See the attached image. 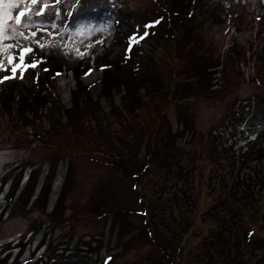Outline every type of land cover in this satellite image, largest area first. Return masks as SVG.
<instances>
[{
  "label": "rangeland",
  "instance_id": "374dc122",
  "mask_svg": "<svg viewBox=\"0 0 264 264\" xmlns=\"http://www.w3.org/2000/svg\"><path fill=\"white\" fill-rule=\"evenodd\" d=\"M171 1L2 0L0 47L21 43L49 54L70 53L73 62L89 64L82 81L96 97L101 83V71L93 65L96 42L111 40L115 18L122 16L125 28L131 22L142 24L159 17L161 6ZM185 2L193 17L185 21L180 54L177 39L157 30L137 38L128 51L131 74L124 104H131L124 112L138 109L144 100L138 117L130 120L137 119L134 125L145 143H153L142 152L144 168L135 180L119 178L104 161L99 163V152L109 142L98 150L80 123L67 125L56 108L38 119L0 112V264H166L161 244L174 253L175 264H264V247L259 258L242 248L244 231L264 237V196L246 198L240 187L241 197L229 198L225 190L237 172L229 159L264 141V63L251 56H264V0ZM18 9H27L31 17L19 25L14 20ZM38 10L45 14L36 15ZM205 54L211 59L205 65L207 87L199 94H183L179 86L172 97L174 67ZM145 76L150 80L146 89ZM75 85L72 70L65 67L56 78L58 103L70 106ZM230 113L232 126L221 130ZM248 166H236L242 177L250 175ZM68 172L66 211L53 228L51 221L60 217L48 212ZM99 185L107 186L96 207L91 194ZM10 194L13 201L6 207ZM233 208L242 211L235 223L229 217ZM145 222L159 242L140 241L139 226Z\"/></svg>",
  "mask_w": 264,
  "mask_h": 264
},
{
  "label": "trees",
  "instance_id": "16d2710c",
  "mask_svg": "<svg viewBox=\"0 0 264 264\" xmlns=\"http://www.w3.org/2000/svg\"><path fill=\"white\" fill-rule=\"evenodd\" d=\"M187 3L185 0H176V2L172 0L170 4L161 6L163 13L159 17L145 21L142 24L131 22L127 25V28H125L126 22H123L124 18L122 16L115 18L116 28H113L110 34L111 40L106 38L102 42L97 41L94 48L95 59L93 65L101 71V83L96 97L92 96L89 88L82 81V76L89 64L86 63L85 67L80 62H73L69 58L73 56L67 57L70 53H67V55L49 54L45 49L38 50L36 46L30 53H21V49H25V45L21 43H16L7 48L6 46L0 47V57L3 58H0V112L14 114L20 118L31 116L34 119H38L47 115L52 108H56L67 125L70 126L72 125L71 123L78 121L85 130L87 140L99 144L98 150L102 147L103 142H109V145H106V149L99 152L102 157V159H98L99 163L104 161L102 165L112 168L119 178L135 180L133 177L144 168V161L141 160L142 152L145 149L149 151L153 143H145L144 136L139 132V128L137 130L134 125L137 119L134 122L130 120V117H138V112L142 108L141 104L144 100H139L138 109L134 111L128 110L130 112L127 113L124 112V109L130 107L131 104L128 100L124 104L125 89L131 74V64L127 59L128 51L133 41L145 36V31L148 33L147 35H150L154 30H157L171 39H177V55L180 54L181 46L186 43L185 21L189 22L193 17V14L187 11ZM156 21L159 22L154 23ZM145 25H150V27L145 29ZM246 47L248 49L247 52L251 50L250 44ZM186 49L188 50V47ZM234 52L239 54L236 49ZM183 53L187 52L184 51ZM21 54L24 55L23 62L19 60ZM251 56L254 60L256 58L263 60L264 63L262 54L251 52ZM9 57H14L11 64L8 61ZM227 57L233 58L232 53L230 52ZM208 61L210 62L211 59L208 54H205L197 61L190 60L188 63L184 61L181 66L177 64L173 71V76H177V81L171 83V96H175L179 86H182L183 94H199L201 87H207L208 76L205 74V65ZM222 62L219 63L220 67L223 65ZM225 62H228V60H225ZM5 65H8L7 68H4ZM33 65L35 66L33 67ZM14 67L16 71L12 72L11 69ZM65 67L72 70L76 83L75 88L72 89L71 104L68 107L58 103L56 93V78ZM3 69H7V71ZM4 77L8 78L4 79ZM161 81L158 77L155 88L157 94ZM149 82V77L145 76L143 79L144 89L148 87ZM192 82L195 84L192 85ZM121 104L125 107H122ZM222 122L221 130L224 128L229 129L233 122L231 113L228 116L226 115ZM241 124L242 122L238 126ZM141 129L142 133H145L146 130ZM158 130L159 128H155L154 131L150 132V136H156ZM139 138H142V140ZM168 138H170L169 134ZM136 139L139 140L138 144L135 143ZM239 152L238 155L236 154L232 159H229V162L233 163V167L235 166L234 169L237 172H235L234 178L231 176L230 183H227L226 194L229 198L241 197L240 195L242 194L246 198L256 197L255 195L258 194L262 198V195L264 196V141L254 142V145L250 144L246 151L242 152L240 149ZM244 163L249 164L248 167L251 166L252 168L248 177H242L240 175L241 171L237 169L238 166ZM66 167L68 168V165ZM67 171H69V168ZM69 173L65 174L64 185H62L57 201L54 203L52 210L48 212L49 215L60 217L54 220L53 223L51 221L53 228H57L58 222L64 218L62 214L65 210V202L69 192ZM253 179L256 182L252 183ZM240 182L243 184L240 185ZM106 186H97L96 190L91 194L94 206L99 207L103 202V187ZM240 187H244L241 189L242 194L239 193ZM246 187L247 190H245ZM7 200L6 207L8 202L13 201V194H10ZM30 201L26 200L25 202L30 205ZM260 202H264V199H261ZM243 206H245V203H243ZM59 209L60 214L57 213ZM113 214L114 216L116 215L115 210ZM229 217L231 222L235 223L237 219L242 217V211L233 208L229 212ZM134 229L137 230L136 228ZM139 229L142 231L139 235L140 241L150 245H153L156 241L159 242L153 228L149 224L141 225ZM239 231L237 229L236 234H239ZM244 232L245 236L247 235V240L243 243V250L257 254V258L261 257L263 254H258V252L263 250L264 237L256 239L250 232ZM213 235H216V232ZM161 245L165 263L175 264L174 253L168 252L166 246ZM151 264L160 263L156 260V262L152 261Z\"/></svg>",
  "mask_w": 264,
  "mask_h": 264
},
{
  "label": "snow or ice",
  "instance_id": "6c2138e0",
  "mask_svg": "<svg viewBox=\"0 0 264 264\" xmlns=\"http://www.w3.org/2000/svg\"><path fill=\"white\" fill-rule=\"evenodd\" d=\"M0 2H2V0H0ZM30 2L32 3V4H35V3H37V0H30ZM55 2L58 4L59 2H60V0H55ZM12 7H17L16 5H12ZM44 7H48V5H44ZM45 13L43 12V11H37L36 12V15H44ZM31 17L28 15V10L27 9H18V11H17V14L15 15V17H14V20H15V24H17V25H19V24H21L22 23V21L24 20V19H30ZM8 19H13V17H11V16H9L8 17ZM159 21H156V22H154V23H158ZM2 26H3V19L2 18H0V28H2ZM28 25L25 23L24 24V27H27ZM148 27H150V25H145V29H147ZM145 35H147L148 33L145 31V33H144ZM33 35H35V33H33ZM141 38H143V37H141ZM32 50L31 49H21V53H24V52H31ZM13 59H14V57H9L8 58V61H9V64H11L12 62H13ZM19 60H20V62H23V60H24V55L23 54H21L20 56H19ZM35 65H33V67H34ZM3 70H5V71H7V69H3ZM12 70V72H15L16 71V68L14 67V68H12L11 69ZM8 77H4V79H7ZM109 259H111V258H109Z\"/></svg>",
  "mask_w": 264,
  "mask_h": 264
}]
</instances>
